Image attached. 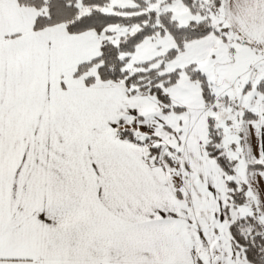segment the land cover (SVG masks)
<instances>
[{"label":"snow or ice","instance_id":"1","mask_svg":"<svg viewBox=\"0 0 264 264\" xmlns=\"http://www.w3.org/2000/svg\"><path fill=\"white\" fill-rule=\"evenodd\" d=\"M0 264H264V0H0Z\"/></svg>","mask_w":264,"mask_h":264}]
</instances>
